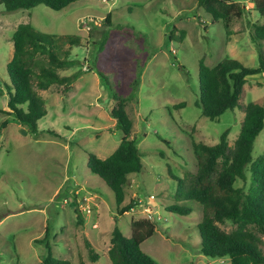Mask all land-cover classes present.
I'll use <instances>...</instances> for the list:
<instances>
[{
    "label": "rangeland",
    "instance_id": "1",
    "mask_svg": "<svg viewBox=\"0 0 264 264\" xmlns=\"http://www.w3.org/2000/svg\"><path fill=\"white\" fill-rule=\"evenodd\" d=\"M222 1L235 6L226 18L214 21L197 0H74L57 10L39 3L11 11L0 3V109L9 88L10 36L19 22L44 32L80 35L81 44L71 45L69 57L77 58L83 70L64 93L57 84L37 90L45 113L36 120L35 133L0 110V121L7 118L0 127V264H39L45 247L38 239L71 264H111L106 253L110 229L116 225L128 235L129 221L146 217L143 206L151 207L154 230L139 246L157 264H230L226 254L197 251L200 209L193 202L187 201L186 214L163 207L173 199L170 174L196 169L192 141L212 144L228 128L231 145L243 116L239 106L249 101L264 105V73H256L247 76L239 106L214 119L200 113V57L209 66L225 57L257 64L249 34L251 24L264 17L252 0ZM180 28L185 31L180 41L168 38ZM260 45L264 51V40ZM111 92L127 97L128 137L141 153L140 169L127 174L123 185V202L139 204L122 213L116 211L111 189L86 165L88 152L105 157L120 140L121 131L108 114ZM180 101L183 105L174 106ZM261 153L264 124L251 148L252 157ZM218 225L233 227L228 221ZM258 236L264 243V234ZM85 241L97 254L93 260Z\"/></svg>",
    "mask_w": 264,
    "mask_h": 264
},
{
    "label": "trees",
    "instance_id": "2",
    "mask_svg": "<svg viewBox=\"0 0 264 264\" xmlns=\"http://www.w3.org/2000/svg\"><path fill=\"white\" fill-rule=\"evenodd\" d=\"M71 1L74 0H0V3L5 11L28 9L39 3L57 10ZM252 1L254 8L264 17V0ZM197 2L213 21L226 18L235 6L233 2L222 0ZM108 17V14L104 16L106 22ZM251 25L249 35L257 50L255 66L243 65L232 57L222 58L211 66L206 65L202 57L197 60V104L201 115L214 119L225 109L239 106L238 98L247 76L264 73V51L260 45V41L264 40V21ZM177 32L174 34L171 31L168 38L180 41L185 31L180 28ZM10 39L11 55L5 64L9 88L5 107L0 110L11 114L17 122L26 125L29 132L35 133L36 120L45 113L43 98L37 90L57 84L59 91L64 93L83 72L79 60L69 57L71 45L81 44V37L75 33L44 32L29 22H19ZM75 65L78 67L69 74L58 73V69ZM97 74L103 78L100 71ZM126 100V96L111 92L108 114L121 131L118 144L102 158L92 152L86 154L88 169L111 189L114 203L119 205L116 208L118 213L131 206L130 201L123 202L127 174L138 171L141 166V153L133 138L128 137L132 122L124 108ZM181 105L182 101L174 104ZM239 107L243 116L231 145L227 142L228 128H224L212 144L192 141L196 169L182 176L170 174L175 181L173 199L163 207L170 213L186 214L190 211L189 201L200 209L196 229L199 236L197 251L202 254H226L230 264H264V243L258 236V233L264 234V154L251 156L253 139L264 124V105L249 101ZM6 122L7 118H3L0 127ZM239 180H242L240 184ZM225 221L233 227L225 230L218 225ZM153 230V222L146 217L131 219L128 235L114 225L109 231L106 249L111 264H157L139 246ZM37 241L44 242L45 247L39 264H71L66 258L53 256L47 241ZM85 244L90 259H95L97 254L89 242L85 241ZM79 264L84 263L79 261Z\"/></svg>",
    "mask_w": 264,
    "mask_h": 264
},
{
    "label": "built area",
    "instance_id": "3",
    "mask_svg": "<svg viewBox=\"0 0 264 264\" xmlns=\"http://www.w3.org/2000/svg\"><path fill=\"white\" fill-rule=\"evenodd\" d=\"M150 197H153V196L150 195ZM138 204H139L138 201L136 203L134 202L129 208L130 209H134ZM141 211H143L145 213L146 218H150L151 217V207L150 206H143L141 208Z\"/></svg>",
    "mask_w": 264,
    "mask_h": 264
},
{
    "label": "crops",
    "instance_id": "4",
    "mask_svg": "<svg viewBox=\"0 0 264 264\" xmlns=\"http://www.w3.org/2000/svg\"><path fill=\"white\" fill-rule=\"evenodd\" d=\"M80 76V75H79Z\"/></svg>",
    "mask_w": 264,
    "mask_h": 264
}]
</instances>
